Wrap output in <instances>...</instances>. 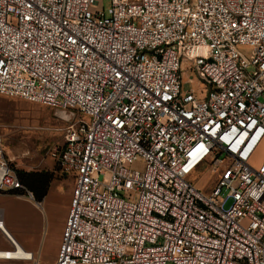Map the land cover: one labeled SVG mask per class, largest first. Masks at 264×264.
Returning a JSON list of instances; mask_svg holds the SVG:
<instances>
[{
    "label": "built area",
    "instance_id": "1",
    "mask_svg": "<svg viewBox=\"0 0 264 264\" xmlns=\"http://www.w3.org/2000/svg\"><path fill=\"white\" fill-rule=\"evenodd\" d=\"M101 2L0 0V95L66 111L54 264H264V0ZM0 193L34 200L1 139Z\"/></svg>",
    "mask_w": 264,
    "mask_h": 264
},
{
    "label": "rangeland",
    "instance_id": "2",
    "mask_svg": "<svg viewBox=\"0 0 264 264\" xmlns=\"http://www.w3.org/2000/svg\"><path fill=\"white\" fill-rule=\"evenodd\" d=\"M101 6L106 10L109 0H102ZM239 49L249 52L248 47L239 46ZM180 71L184 81L191 78L194 87L202 86L190 70L188 61L181 62ZM65 113L40 103L0 95V139L11 168L15 172L47 170L52 173L47 193L39 202L29 200L21 193H0V218L4 228L25 251H34L39 264H54L56 261L74 184L71 174L63 173L50 156L52 149L63 141L68 124ZM263 158L264 138L254 150L251 162L258 165ZM131 169L142 171V160L135 161ZM216 179L217 172L207 166L187 177L205 194L213 189ZM36 247H40L39 253ZM10 250H13L10 243L0 232V251ZM0 264L30 262L0 259Z\"/></svg>",
    "mask_w": 264,
    "mask_h": 264
},
{
    "label": "trees",
    "instance_id": "3",
    "mask_svg": "<svg viewBox=\"0 0 264 264\" xmlns=\"http://www.w3.org/2000/svg\"><path fill=\"white\" fill-rule=\"evenodd\" d=\"M20 182L33 194L34 201L39 202L46 195L52 173L49 171H19L16 172Z\"/></svg>",
    "mask_w": 264,
    "mask_h": 264
},
{
    "label": "bare ground",
    "instance_id": "4",
    "mask_svg": "<svg viewBox=\"0 0 264 264\" xmlns=\"http://www.w3.org/2000/svg\"><path fill=\"white\" fill-rule=\"evenodd\" d=\"M0 232L3 233V235L7 238V240L10 241V239L15 242V240L13 239V237L11 236V234L7 231L6 228H4V223L2 221V218H0ZM15 244L17 245V249L15 250H10V251H0V256H13V257H18V258H28L29 257V252L25 251L18 243L15 242Z\"/></svg>",
    "mask_w": 264,
    "mask_h": 264
},
{
    "label": "crops",
    "instance_id": "5",
    "mask_svg": "<svg viewBox=\"0 0 264 264\" xmlns=\"http://www.w3.org/2000/svg\"><path fill=\"white\" fill-rule=\"evenodd\" d=\"M25 249H26V248H25ZM36 249L38 250V253H39V252H40V247H38V248L36 247L35 250H36ZM27 250H29V251L32 252V253L34 252L33 250H30V249H27Z\"/></svg>",
    "mask_w": 264,
    "mask_h": 264
}]
</instances>
